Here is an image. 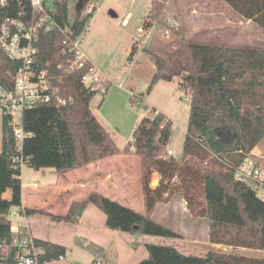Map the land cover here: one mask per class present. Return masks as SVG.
<instances>
[{
  "label": "trees",
  "instance_id": "1",
  "mask_svg": "<svg viewBox=\"0 0 264 264\" xmlns=\"http://www.w3.org/2000/svg\"><path fill=\"white\" fill-rule=\"evenodd\" d=\"M225 1L264 31V0ZM27 3V0H23V3L13 0L7 7L0 8V20L15 15ZM161 3L152 0L150 18L159 16ZM69 4L70 0H51L50 3L57 20L79 35L94 12L71 22ZM159 22L167 25L162 20ZM153 26L152 20L143 23L144 29ZM167 26L172 30V26ZM172 33L176 34L173 38L164 37L161 33L160 36L154 34L142 51L155 66L148 92L160 80L181 78L179 87L191 96L188 129L180 155L165 156L172 134V121L155 108L151 110L154 116H144L134 131L133 139L124 148H119L92 112L91 101L95 94L81 82L84 70L79 69L64 76L62 84V87H67V94L73 96V103H50L25 112L24 126L31 133L23 144V154L29 158L28 166L35 169L52 168L58 174H65L115 154H137L143 166L145 205L150 210L166 192L170 179L184 175L188 168H193L187 166L190 157H198L203 151L211 152L221 160L225 169L205 167L200 179L205 212L210 221L211 241L264 250V199H260L248 183L235 177L239 165L264 140V49L195 43L187 40L182 32L174 30ZM62 38L63 35L57 30L40 32L38 46L43 65L49 61L53 66L68 62L71 53L68 58L61 54ZM133 48L130 59L135 53ZM9 69L14 72L15 65L0 51V74L5 76ZM2 143L0 214H6L11 206L22 204V171L11 168L15 141L4 119ZM181 168L182 172L179 173ZM154 171L162 178L156 188L150 186ZM167 177L170 178L168 181ZM189 178L184 177L185 180ZM197 180L195 177V183ZM7 190H11L9 199L3 196ZM89 203L106 214V224L111 229L179 237L175 230L149 215L94 191L86 199L74 202L65 217L53 218L75 219ZM37 212L43 213L37 209H26L27 214ZM13 235L11 224L0 221V243L10 242ZM38 242L45 250L41 263L59 260L66 254L67 249L63 245L47 240ZM76 242L96 254L94 260L102 256V248L95 243H85L80 239H76ZM145 246L149 256L137 264H264V258L258 257L214 251L199 256L185 254L171 245L147 243Z\"/></svg>",
  "mask_w": 264,
  "mask_h": 264
},
{
  "label": "rangeland",
  "instance_id": "2",
  "mask_svg": "<svg viewBox=\"0 0 264 264\" xmlns=\"http://www.w3.org/2000/svg\"><path fill=\"white\" fill-rule=\"evenodd\" d=\"M159 1L162 2L161 12L154 19L149 15L152 0H70L69 20L73 22L79 16L87 15L89 5L96 7L93 13L95 18L92 19V16L83 29L81 47L84 52L90 51L94 54L98 63L111 74L112 83L107 94L95 95L91 101V109L98 120L110 133L117 146L124 148L133 139L134 131L141 119L147 115L154 116L155 113L151 111L153 107L160 109L172 121V134L165 153V156L169 157V149L175 155H180L183 151L190 116V103L187 97L190 95L179 87L181 78H175L173 81L160 80L148 92L153 64L142 48L151 41L154 34L163 35V31L171 21L174 22L170 32L172 38L176 36L172 33L175 30L182 32L187 40L195 43L264 49V32L256 22L251 19L246 20L225 0ZM48 2L50 4L51 0ZM148 20H152L155 26L149 29L143 28L144 30L141 31L143 23ZM160 20L167 25L160 23ZM133 46L134 55H138L140 64L132 63L129 58ZM121 83L123 86H120ZM134 95L142 101L137 103L136 99H133ZM1 137L0 112V141ZM257 147L259 154L264 156V140ZM252 157L264 169V157L254 155ZM187 162V166L193 168H186L188 172L185 171L184 175L180 174L181 176L173 180L167 177V181L170 180L166 193L159 197L158 204L150 211L155 215H149L175 230L179 237L153 236L120 230L117 236L101 233L96 238L107 246L110 242L112 245L106 260H103L104 264H137L149 256L145 246L147 243L171 245L185 254L199 256L214 251L264 258V250L211 241L210 221L205 212L206 204L200 179L205 167L215 170L225 169L221 165V160L208 151L199 153L198 157H190ZM43 169V173L46 174L47 169ZM22 171V182L26 184L38 182L40 186L46 183L36 175V169L33 167L24 166ZM184 177L190 178L185 180ZM195 177L198 179L196 183ZM156 178L157 173L154 171L150 178L152 188L158 184ZM125 192L129 204L139 211L142 210L144 204L137 190L131 187ZM27 199L30 200V197L28 196ZM19 209L17 205L11 206L8 213L0 214V221L23 225L24 220L16 215ZM33 227L40 236L64 243L68 247V253L73 250L70 257L64 256L63 259L49 264L91 263L94 254L78 247L74 242L76 235L92 233L86 226L75 229L70 225H46L36 221ZM105 229L110 231L108 227Z\"/></svg>",
  "mask_w": 264,
  "mask_h": 264
},
{
  "label": "built area",
  "instance_id": "3",
  "mask_svg": "<svg viewBox=\"0 0 264 264\" xmlns=\"http://www.w3.org/2000/svg\"><path fill=\"white\" fill-rule=\"evenodd\" d=\"M13 0H0V8L7 7ZM22 1L23 0H16ZM24 8L18 9L15 15L0 20V51L15 65L7 70L5 76L0 74V112L7 121L14 141L15 149L11 155V168L21 170L28 166L29 158L23 154L25 139L31 135L25 129L24 115L29 109L54 103L67 105L74 101L67 94V87H62L64 76L83 69L81 82L95 95L104 96L109 86L102 71L89 59L81 47L82 33L75 35L72 28L62 25L56 18L49 0H27ZM94 5L88 6V13L95 12ZM170 26H174L171 21ZM59 31L62 35L63 56L69 57L68 62L41 63L38 43L40 32ZM141 27V31H143ZM171 29L163 31L164 37L170 36ZM60 72V73H59ZM123 86V83L120 84ZM137 103L142 101L133 96ZM191 101V96L187 97ZM168 155H175L168 150ZM235 177L248 183L260 199H264V169L250 155L236 169ZM17 216L21 213L17 212ZM13 237L10 242L0 243V264H42L41 257L44 247L38 242L30 228L26 225H11ZM61 256L60 259H63ZM90 264H103L99 256Z\"/></svg>",
  "mask_w": 264,
  "mask_h": 264
},
{
  "label": "crops",
  "instance_id": "4",
  "mask_svg": "<svg viewBox=\"0 0 264 264\" xmlns=\"http://www.w3.org/2000/svg\"><path fill=\"white\" fill-rule=\"evenodd\" d=\"M94 18L95 16L93 15L92 19ZM245 19L247 20V18ZM131 50L132 47L130 49V52ZM130 52H129V56H130ZM85 53L89 57L91 62H93L98 68L100 67L102 69L101 70L99 68L111 85L112 83L111 74L104 70L106 68L102 64L100 65L98 63V59L94 56V54H92L90 51L87 52L85 51ZM131 61L132 63L138 64L139 63L138 55H132ZM154 69L155 66L153 64L152 66L153 72L151 75H153ZM155 109L158 112H161L164 115H166L167 119L171 120L166 113H164L158 108ZM1 121L3 123L2 115H1ZM2 149H3V143L1 137L0 152L2 151ZM257 150L258 147H256L253 150L252 155L258 157L259 156L264 157L261 156ZM46 169H47L46 174L43 173L42 171L44 170L43 168L36 169V175L46 182L41 186L38 184V182L27 183V184L22 182V204L19 206L20 207L19 211H17L20 212L21 215L18 217L21 220H24L23 225H26L30 228L31 232L37 238V240H47L65 246L67 249L65 257H70V253L73 252V250L70 251V253H68L69 252L68 247L64 243L59 242L58 240L55 239L48 240L43 236H40L37 230L33 227V223L37 221L40 223H44L46 225L48 224L70 225V226H74L75 229L86 226L88 230L92 231V233L86 235H76L74 238L75 244L80 248L88 250L83 246L79 245L76 242V239H80L85 243L87 242L95 243L97 246L102 248V257L103 260L104 259L106 260L108 251L111 250L112 248L111 242L109 246H107V244L105 245L103 244L102 241L98 240L96 236L101 235V233L102 234L110 233V236H117L119 233L118 230H114L110 228V231H107V229H105L106 227H108L106 224L107 216L100 208H98L96 205L92 203H89L75 219L69 221V220H59L53 218V216L65 217L69 213L74 202H78L86 199L88 195L93 191L103 194L107 197H110L114 200L123 203L124 205L133 208V206H131V204H129L128 202V195L125 192V190L127 188L134 187L137 190V192L141 195L144 204V207L142 210H140V212L147 215H155L152 212L150 213V211H152L156 207L159 200L155 202L154 206L150 210L146 208L144 192H143V184H142V162H141V157L137 154H115L107 158L89 163L84 167L70 170L65 174H58L52 168H46ZM156 173H157L156 179L158 180V184L155 185L153 188H156L160 184L162 179L160 174L158 172ZM22 175H23V171H22ZM175 177L177 176H174L172 180ZM33 192H35V194H33ZM3 196L4 198L9 199L11 197V190H7ZM28 196L30 197V200L27 199ZM27 208L37 209L39 211H42L43 213L37 212L33 214H27L26 213ZM11 225L18 226L17 224H11ZM90 252L94 254L92 251ZM95 257L96 254H94L92 260H94ZM51 262H45L42 264H49Z\"/></svg>",
  "mask_w": 264,
  "mask_h": 264
}]
</instances>
